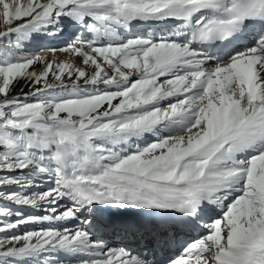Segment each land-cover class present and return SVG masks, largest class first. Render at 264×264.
Returning a JSON list of instances; mask_svg holds the SVG:
<instances>
[{
    "label": "snow or ice",
    "instance_id": "6c2138e0",
    "mask_svg": "<svg viewBox=\"0 0 264 264\" xmlns=\"http://www.w3.org/2000/svg\"><path fill=\"white\" fill-rule=\"evenodd\" d=\"M0 25V264H264V0H0ZM52 39L85 67L27 54Z\"/></svg>",
    "mask_w": 264,
    "mask_h": 264
},
{
    "label": "bare ground",
    "instance_id": "6f19581e",
    "mask_svg": "<svg viewBox=\"0 0 264 264\" xmlns=\"http://www.w3.org/2000/svg\"><path fill=\"white\" fill-rule=\"evenodd\" d=\"M2 28H3V25H0V29H2ZM52 40H54V39H52ZM52 40H50V41L47 42V47L43 48V50H46V52H49L48 51L49 48H57V49H59V48H62L63 47V44H61L59 42L58 43H53V42H51ZM26 47H28V49H30V51L32 52L31 53V52L28 51L27 54H30V55H35L34 53H36L38 50H40V49H36L35 48V45H27ZM33 51H36V52H33ZM36 54H38V53H36ZM73 56H77V55H73V54H70V53L64 52V51H57L54 54H52V53L49 52L48 55H46L45 57H48L50 59H53L54 58L58 62H71V63H73L71 61V59H70ZM77 57H78V58H76L77 60H82L81 57H79V56H77ZM74 64H76L77 66H80V65H78L75 62H74ZM88 71L90 72V70H88ZM148 142H151V141L149 140ZM24 211L27 214H36V215L41 214L40 212L35 211L33 209H30V208H25Z\"/></svg>",
    "mask_w": 264,
    "mask_h": 264
},
{
    "label": "rangeland",
    "instance_id": "374dc122",
    "mask_svg": "<svg viewBox=\"0 0 264 264\" xmlns=\"http://www.w3.org/2000/svg\"><path fill=\"white\" fill-rule=\"evenodd\" d=\"M28 48V47H27ZM30 48V47H29ZM29 52H31V51H29ZM33 52H36V51H33ZM38 52V51H37ZM36 52V53H37ZM32 53V52H31ZM36 53H34V54H36ZM76 58H78L77 56H73V57H71L70 59H71V61L74 63H77L78 65H80L81 67H85V65H83L82 64V62H81V60H77ZM50 59V58H49ZM87 70H90V71H92V66L91 65H89V66H87Z\"/></svg>",
    "mask_w": 264,
    "mask_h": 264
}]
</instances>
